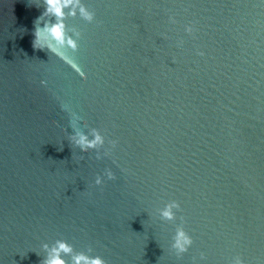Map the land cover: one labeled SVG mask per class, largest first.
I'll return each instance as SVG.
<instances>
[{
    "label": "water",
    "instance_id": "95a60500",
    "mask_svg": "<svg viewBox=\"0 0 264 264\" xmlns=\"http://www.w3.org/2000/svg\"><path fill=\"white\" fill-rule=\"evenodd\" d=\"M46 7L0 0V264H264V0H74L61 56Z\"/></svg>",
    "mask_w": 264,
    "mask_h": 264
},
{
    "label": "clouds",
    "instance_id": "9594fccd",
    "mask_svg": "<svg viewBox=\"0 0 264 264\" xmlns=\"http://www.w3.org/2000/svg\"><path fill=\"white\" fill-rule=\"evenodd\" d=\"M73 2L74 0H45V4L47 7L44 14L56 17V21H49L48 23H45L43 29L39 27L35 28V39L33 41L34 48L43 50L45 49V47H47L48 51H52L53 53L60 55V52L53 51L52 45H44L40 43L41 40L50 37L59 45L66 44L73 50L79 49L78 42L72 39L67 34V26L64 22L65 9L71 6ZM76 3L78 4L79 0H76ZM80 13L85 19L89 21L95 19V14L88 11L86 7H81ZM72 14H75V9H73ZM173 22H175L174 18ZM186 31L191 33L193 31V28L191 26H188ZM200 55H203V53L201 52ZM69 62L73 63V66H75L74 62ZM86 78L87 77L85 74V79ZM42 83L46 82L42 81ZM69 140L71 144H74L75 146L79 147L84 152H87L89 149H96L98 145L102 146L105 143L104 136L99 132V130H94L92 136L90 137L85 132H77L75 129H73ZM116 143L117 141H112L113 147L116 146ZM105 175L109 179H115V173L111 169H107ZM95 183L97 185L103 184L104 178L101 176H97ZM180 207V202L173 200L165 207L161 214L166 219L172 220L176 216V210L180 209ZM192 243L193 238L188 232L183 229H180L177 232L174 247H176L180 252L187 251L188 247H190ZM44 248L47 249L48 245L45 244ZM72 251L73 246L68 241L58 240L49 255L43 258L42 264H68V261L65 259V255H71ZM72 264H107V261L102 256H90L81 252L73 257ZM235 264H245V262L238 258Z\"/></svg>",
    "mask_w": 264,
    "mask_h": 264
}]
</instances>
